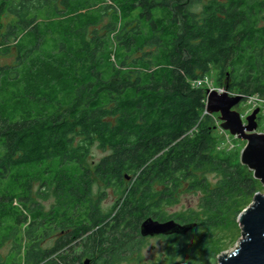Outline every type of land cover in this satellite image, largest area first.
Returning a JSON list of instances; mask_svg holds the SVG:
<instances>
[{
	"label": "trees",
	"instance_id": "16d2710c",
	"mask_svg": "<svg viewBox=\"0 0 264 264\" xmlns=\"http://www.w3.org/2000/svg\"><path fill=\"white\" fill-rule=\"evenodd\" d=\"M6 57L0 264H120L140 251L143 221H169L160 209L180 191L201 192L202 216L174 218L195 230L259 192L246 167L214 156L207 90L193 83L217 68L229 96L264 100V0H0ZM92 146L104 155L87 164Z\"/></svg>",
	"mask_w": 264,
	"mask_h": 264
},
{
	"label": "rangeland",
	"instance_id": "374dc122",
	"mask_svg": "<svg viewBox=\"0 0 264 264\" xmlns=\"http://www.w3.org/2000/svg\"><path fill=\"white\" fill-rule=\"evenodd\" d=\"M13 62V58L6 57L2 60L0 59V65L11 64ZM59 65H51L42 70L41 73L44 74V77L50 81L56 74ZM55 72V73H53ZM38 72H36V77L38 76ZM219 70L217 68H211L204 76L203 80L204 88L207 91H218L223 88L219 86L218 81ZM33 85L35 82H33ZM243 101V104H239L238 107L235 108V111L242 117L243 123L246 125V117H249L253 111L256 109L258 112V120H257V130L256 133L264 134V100L258 99L255 102V105H251ZM246 102V103H245ZM212 125L218 129L217 138L215 143H217V149L215 148L214 156H222L228 157L235 161L239 166L241 165L240 156L244 147L246 146V142L236 139L231 136L229 133L222 132L219 130V126L221 124L219 115H210ZM89 153L87 156V164L92 162H97L104 155L96 146H92L88 149ZM250 172V171H249ZM252 173V172H250ZM210 182L214 183L216 178L214 175L210 174L208 176ZM98 188L95 187L93 190ZM264 195V189L260 186L259 192ZM201 197V192H186L185 190L180 191L177 196V200L175 202L167 203L162 206L160 209V213L164 215V218L168 220L177 219H186L191 212L199 213V216L203 214L199 210V198ZM117 200V196L111 190H106V195L104 199L100 202L101 207L105 211H109L111 207L115 204L114 202ZM40 201L41 206L48 210L54 203L52 199L46 201ZM252 203V202H251ZM250 203V204H251ZM250 204L248 206H250ZM247 206V207H248ZM245 207V209H247ZM244 209V210H245ZM243 212V210H242ZM238 216L225 215L221 224L214 228H204L197 229L189 232L186 236H183V244L182 246H178L176 243V235L171 237H148L144 239L143 245L140 248V251L132 254V258L127 262H122L120 264H196L200 260H202L203 253L207 248H209L210 252L213 249L222 248L220 254H218L217 259L214 264H218V259L223 254H227L231 251H234L237 247L239 241L241 240V228L238 225L237 221ZM179 223V222H178ZM193 223L191 221L185 222L184 224ZM177 246L179 252L174 250V247ZM203 264H213L211 260L205 262Z\"/></svg>",
	"mask_w": 264,
	"mask_h": 264
},
{
	"label": "water",
	"instance_id": "95a60500",
	"mask_svg": "<svg viewBox=\"0 0 264 264\" xmlns=\"http://www.w3.org/2000/svg\"><path fill=\"white\" fill-rule=\"evenodd\" d=\"M206 113L219 115L220 129L236 139L246 142L241 153V165L252 172L253 178L264 189V134H258L256 115L258 110L246 117V125L235 111L243 103L241 96H229L227 92L219 95L207 91ZM247 209L238 216L241 240L234 251L223 254L218 264H264V195L256 193ZM195 224L180 225L174 220L155 221L148 218L140 226L141 238L183 236L192 231ZM84 264H89L86 261Z\"/></svg>",
	"mask_w": 264,
	"mask_h": 264
},
{
	"label": "built area",
	"instance_id": "2783aa9c",
	"mask_svg": "<svg viewBox=\"0 0 264 264\" xmlns=\"http://www.w3.org/2000/svg\"><path fill=\"white\" fill-rule=\"evenodd\" d=\"M204 83H205V81L202 79V80H198V81H195L194 83H193V86L194 87H200V86H204ZM210 92H212V91H210ZM219 95H221V94H224L225 92H224V89H221V90H218V91H216ZM259 98H256V97H252V98H250V99H248V103H251V105H252V103H253V105H255V102H256V100H258ZM246 103V102H245ZM257 103V102H256ZM205 114L206 115H208L206 112H205ZM240 118H242V117H240ZM219 130H221L220 129V127H219ZM222 131V130H221Z\"/></svg>",
	"mask_w": 264,
	"mask_h": 264
},
{
	"label": "flooded vegetation",
	"instance_id": "af4514ba",
	"mask_svg": "<svg viewBox=\"0 0 264 264\" xmlns=\"http://www.w3.org/2000/svg\"><path fill=\"white\" fill-rule=\"evenodd\" d=\"M241 104H243V103H241ZM258 116H259V115L257 114V115H256V122H257V120H258V118H259Z\"/></svg>",
	"mask_w": 264,
	"mask_h": 264
},
{
	"label": "bare ground",
	"instance_id": "6f19581e",
	"mask_svg": "<svg viewBox=\"0 0 264 264\" xmlns=\"http://www.w3.org/2000/svg\"><path fill=\"white\" fill-rule=\"evenodd\" d=\"M232 252V251H231ZM230 253V252H229Z\"/></svg>",
	"mask_w": 264,
	"mask_h": 264
}]
</instances>
